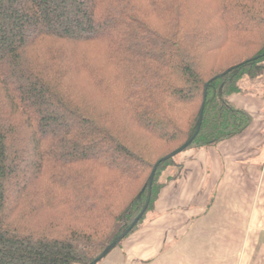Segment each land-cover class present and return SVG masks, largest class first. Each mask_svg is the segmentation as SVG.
<instances>
[{"label":"trees","instance_id":"16d2710c","mask_svg":"<svg viewBox=\"0 0 264 264\" xmlns=\"http://www.w3.org/2000/svg\"><path fill=\"white\" fill-rule=\"evenodd\" d=\"M263 76L264 0H0V264L119 247Z\"/></svg>","mask_w":264,"mask_h":264},{"label":"crops","instance_id":"0c3cea01","mask_svg":"<svg viewBox=\"0 0 264 264\" xmlns=\"http://www.w3.org/2000/svg\"><path fill=\"white\" fill-rule=\"evenodd\" d=\"M231 100L251 114V125L217 146L181 153L182 174L160 195L157 210L174 207L181 230L174 237L160 231L137 233L117 249V256L133 264L173 253L182 260L201 255L203 241L219 239L228 241L221 243L219 254L230 257L231 264H264V107L256 105L263 101L247 95ZM217 224L223 225L222 232Z\"/></svg>","mask_w":264,"mask_h":264},{"label":"rangeland","instance_id":"374dc122","mask_svg":"<svg viewBox=\"0 0 264 264\" xmlns=\"http://www.w3.org/2000/svg\"><path fill=\"white\" fill-rule=\"evenodd\" d=\"M67 50H69V53H71L73 56L78 57L80 54L82 55L80 49L78 48L77 51L71 52V50L67 47V45L63 46ZM92 51L93 48H90ZM94 55L96 56L97 53H99L98 49L94 50ZM242 86L245 88L247 87V93H244L245 95L249 97H253L255 100H262L263 102L256 104L257 106H263L264 107V76L257 81L250 82L248 80H244L242 82ZM259 107V108H261ZM264 117V115H263ZM162 193V192H161ZM160 198V197H159ZM159 201V200H158ZM157 201V203H158ZM223 225H216V228H218V231L222 232ZM258 227V224L257 226ZM181 230V225L176 222L175 217V209L174 207L162 210L161 207L157 210V204L154 209V211L150 212L146 215L145 220L141 224V226L136 229L133 233H131L119 247H116L113 249L104 259H102L99 264H133L129 263L127 259L120 257L116 255V252H118L117 249H121L123 244L127 239L130 237H133L137 233H141L143 231H160V232H169L173 234L172 237H174L176 231ZM204 242V252L201 253V255H195L193 256H186L183 257L181 260V257H176L173 253V255L169 257H163L162 260L159 257H155L154 259L150 260V258H145L142 261L136 262L134 264H224V258L225 256H222L219 253H222L224 251V247L221 246V243H227L228 241H221L219 239H213V240H205ZM172 244H174V240L172 241ZM224 246V245H223ZM172 247L175 248V245ZM191 247V245H189ZM210 250V251H209ZM216 250V251H214ZM216 253V255H215ZM195 259L194 261H192ZM227 264H231L230 257L225 258ZM234 260V259H233Z\"/></svg>","mask_w":264,"mask_h":264},{"label":"water","instance_id":"95a60500","mask_svg":"<svg viewBox=\"0 0 264 264\" xmlns=\"http://www.w3.org/2000/svg\"><path fill=\"white\" fill-rule=\"evenodd\" d=\"M202 112H203V104H202V107L200 109V113H199V123H198V128H197V131L195 132V134L193 135V137L186 143L184 144L181 148L175 150L174 152H172L170 155H168L165 159H169V158H172L178 154H180L183 150H185L189 144L193 141V139L196 137L197 135V132L199 130V126H200V123H201V120H202ZM154 171L151 173L150 175V178H149V183L151 185L152 183V179H153V175H154ZM145 209L142 211V213L134 220V222L131 224V226L127 229V231L124 233L123 236H125L133 227L134 225L139 221V219L142 217L143 213H144ZM115 247V243L109 245L107 247V249L93 262V264H97V262H100L102 259H104L107 254Z\"/></svg>","mask_w":264,"mask_h":264}]
</instances>
